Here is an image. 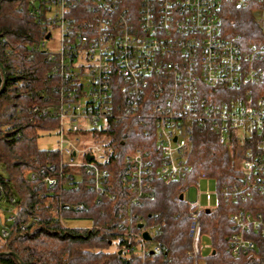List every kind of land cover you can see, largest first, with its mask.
Returning <instances> with one entry per match:
<instances>
[{
    "label": "built area",
    "instance_id": "built-area-1",
    "mask_svg": "<svg viewBox=\"0 0 264 264\" xmlns=\"http://www.w3.org/2000/svg\"><path fill=\"white\" fill-rule=\"evenodd\" d=\"M251 1L263 3L254 12L264 32V0H47L42 46L58 78L54 91L59 97L61 170L50 163L51 175L44 182L54 187L65 167L76 168V175L89 180L90 191L111 199L126 197L115 231L123 264H152L150 255L161 252L159 224L135 221L134 208L152 196L148 190L154 177L178 180L191 173L187 151L197 129L211 128L234 155L239 148L246 154L239 179L219 191L225 200L264 194V98L252 92L264 77V42L246 44L227 35L222 18L227 5L243 7ZM35 11L44 12L39 7ZM55 30L58 51L47 46ZM130 116L155 152L138 146L122 153L120 177L132 192L124 196L127 191H113L110 161L117 153L108 131ZM202 177L207 176L198 175L182 193L195 264L208 250L202 223L208 208L190 197L192 187L202 195ZM0 214L6 223L15 220L14 206L6 201L0 202ZM230 220L231 255H252L264 238V213L239 209ZM60 221L64 223L62 217ZM8 234L5 224L0 242Z\"/></svg>",
    "mask_w": 264,
    "mask_h": 264
},
{
    "label": "trees",
    "instance_id": "trees-1",
    "mask_svg": "<svg viewBox=\"0 0 264 264\" xmlns=\"http://www.w3.org/2000/svg\"><path fill=\"white\" fill-rule=\"evenodd\" d=\"M261 4L227 5L222 12L227 35L239 36L246 44L263 43L264 32L254 12ZM37 7L44 11L41 15L35 11ZM46 7L47 0H0V89L6 81L0 93V202L15 209L13 222L6 223V216L0 214V238L3 225L9 232L0 242V264H21L17 257L24 264H123L119 250L112 245L126 197L111 199L90 191L89 180L76 175V168L65 167L64 177L54 187L44 182L51 175L50 163L61 170L59 150L38 144L41 132L57 129L59 124V97L54 91L58 78L51 73L52 64L42 46L48 24ZM84 11L89 12L87 8ZM252 92L254 97L264 98V77ZM141 131L138 120L131 116L108 131L109 143L117 153L110 161L116 194H132L120 177L122 153L138 146L155 152ZM234 156L219 143L214 130L200 128L187 151L191 173L178 180L152 179L148 190L152 196L143 197L141 205L134 208L135 221L143 218L159 224L162 250L150 255L152 264H195L189 253L188 204L180 195L203 173L217 181L218 204L202 212L203 234L211 250L201 255L197 264H264V238L252 255L235 258L228 248L232 212L264 213V194L238 201L225 200L219 194L224 184L239 179ZM33 173L39 177L31 178ZM79 204L85 209H77ZM73 219L90 220L91 224L71 226Z\"/></svg>",
    "mask_w": 264,
    "mask_h": 264
},
{
    "label": "rangeland",
    "instance_id": "rangeland-1",
    "mask_svg": "<svg viewBox=\"0 0 264 264\" xmlns=\"http://www.w3.org/2000/svg\"><path fill=\"white\" fill-rule=\"evenodd\" d=\"M47 46L49 49L52 51H58L60 48V41H59V32L54 31L53 32V38L50 39L47 42ZM38 144L40 148L43 149H58L59 148V136L57 134V130L53 129L51 131H44L41 132L39 139H38ZM246 158V154H244V149L239 148L235 152V167L237 170H241L242 168V161L243 159ZM201 183V192L202 195L198 196L197 195V189L195 187H192L190 190V197L191 200L197 201L201 206L205 208H213L218 204V185L217 181L214 178L210 177H202L200 179ZM208 193V194H207ZM4 216V215H3ZM69 224L71 226H86L90 225L91 221L90 220H70ZM207 239V238H206ZM208 245V251L211 250L209 246V240L207 241ZM113 249H117L118 245L114 242L112 245Z\"/></svg>",
    "mask_w": 264,
    "mask_h": 264
},
{
    "label": "water",
    "instance_id": "water-1",
    "mask_svg": "<svg viewBox=\"0 0 264 264\" xmlns=\"http://www.w3.org/2000/svg\"><path fill=\"white\" fill-rule=\"evenodd\" d=\"M5 82H6V81H5ZM5 82H4L3 86H2V88L0 89V93L4 90ZM180 197L183 198V194H181ZM207 210H209V208H208ZM139 227H142V224H139ZM144 236H145L146 239H150V235H149L148 232H145V233H144ZM119 253L121 254L122 251H119ZM17 259L19 260V262H20L21 264H24V263L21 261V259H20L19 257H17Z\"/></svg>",
    "mask_w": 264,
    "mask_h": 264
}]
</instances>
